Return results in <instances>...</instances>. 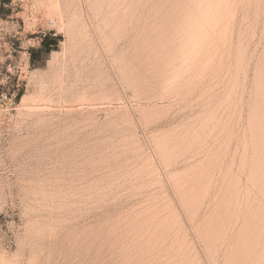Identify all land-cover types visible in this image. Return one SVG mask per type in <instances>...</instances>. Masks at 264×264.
<instances>
[{
  "label": "rangeland",
  "instance_id": "rangeland-1",
  "mask_svg": "<svg viewBox=\"0 0 264 264\" xmlns=\"http://www.w3.org/2000/svg\"><path fill=\"white\" fill-rule=\"evenodd\" d=\"M0 264H264V0H0Z\"/></svg>",
  "mask_w": 264,
  "mask_h": 264
},
{
  "label": "trees",
  "instance_id": "trees-1",
  "mask_svg": "<svg viewBox=\"0 0 264 264\" xmlns=\"http://www.w3.org/2000/svg\"><path fill=\"white\" fill-rule=\"evenodd\" d=\"M58 41H59L58 38L47 36L43 39L42 49H45L46 52H50L51 47L57 45ZM38 53H39V50H36V49L31 50V58L33 62L37 59Z\"/></svg>",
  "mask_w": 264,
  "mask_h": 264
}]
</instances>
